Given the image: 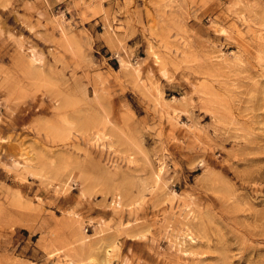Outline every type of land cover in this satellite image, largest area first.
I'll use <instances>...</instances> for the list:
<instances>
[{
  "label": "rangeland",
  "instance_id": "374dc122",
  "mask_svg": "<svg viewBox=\"0 0 264 264\" xmlns=\"http://www.w3.org/2000/svg\"><path fill=\"white\" fill-rule=\"evenodd\" d=\"M264 264V0H0V264Z\"/></svg>",
  "mask_w": 264,
  "mask_h": 264
},
{
  "label": "bare ground",
  "instance_id": "6f19581e",
  "mask_svg": "<svg viewBox=\"0 0 264 264\" xmlns=\"http://www.w3.org/2000/svg\"><path fill=\"white\" fill-rule=\"evenodd\" d=\"M105 263L104 264H110L108 260L104 261Z\"/></svg>",
  "mask_w": 264,
  "mask_h": 264
}]
</instances>
